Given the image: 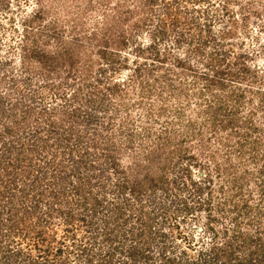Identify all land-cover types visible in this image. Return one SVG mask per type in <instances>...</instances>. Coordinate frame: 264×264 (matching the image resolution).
I'll return each mask as SVG.
<instances>
[{"label":"rangeland","instance_id":"obj_1","mask_svg":"<svg viewBox=\"0 0 264 264\" xmlns=\"http://www.w3.org/2000/svg\"><path fill=\"white\" fill-rule=\"evenodd\" d=\"M0 264H264V0H0Z\"/></svg>","mask_w":264,"mask_h":264},{"label":"trees","instance_id":"obj_2","mask_svg":"<svg viewBox=\"0 0 264 264\" xmlns=\"http://www.w3.org/2000/svg\"><path fill=\"white\" fill-rule=\"evenodd\" d=\"M169 259V258H168Z\"/></svg>","mask_w":264,"mask_h":264}]
</instances>
